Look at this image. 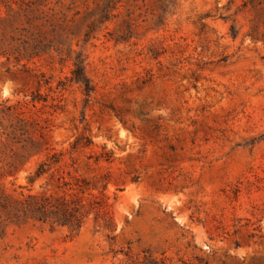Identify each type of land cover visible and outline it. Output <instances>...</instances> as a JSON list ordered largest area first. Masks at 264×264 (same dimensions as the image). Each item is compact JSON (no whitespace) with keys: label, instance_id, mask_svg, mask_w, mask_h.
Here are the masks:
<instances>
[{"label":"rangeland","instance_id":"obj_1","mask_svg":"<svg viewBox=\"0 0 264 264\" xmlns=\"http://www.w3.org/2000/svg\"><path fill=\"white\" fill-rule=\"evenodd\" d=\"M71 1L56 7L63 54L0 59V103L50 137L0 188L18 200L86 179L112 222L9 225L0 264H264V0H118L93 27L108 0ZM66 47L87 57L88 95Z\"/></svg>","mask_w":264,"mask_h":264},{"label":"trees","instance_id":"obj_2","mask_svg":"<svg viewBox=\"0 0 264 264\" xmlns=\"http://www.w3.org/2000/svg\"><path fill=\"white\" fill-rule=\"evenodd\" d=\"M61 0H0V59L14 61L26 66L55 50L63 54L57 30V20L66 21L67 14L56 7ZM118 0H108L99 13L96 23L109 20L110 12ZM74 0L70 2L72 7ZM58 14H61L58 15ZM78 14V13H75ZM66 54L72 59L71 81L81 84L86 94L92 92V84L86 73V55L82 49L66 47ZM46 101L40 93L32 97V102ZM0 180L5 174H12L31 157L49 150V125L42 118H26L19 112V104L0 103ZM11 118L8 124L5 117ZM264 138V135L263 137ZM76 145V144H75ZM57 153L50 154L38 163L33 174L28 176L33 183L45 175L52 165L60 161ZM59 193L24 195L22 199H12L0 188V232L9 225H22L29 221L49 224L52 229L65 227L78 233L91 214L101 218L107 226L112 218L104 198L84 194L89 189L86 179L66 180L59 177Z\"/></svg>","mask_w":264,"mask_h":264}]
</instances>
